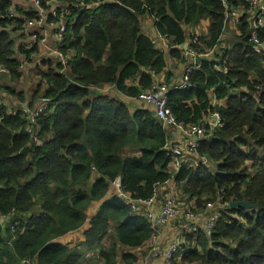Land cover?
Instances as JSON below:
<instances>
[{"label": "trees", "instance_id": "1", "mask_svg": "<svg viewBox=\"0 0 264 264\" xmlns=\"http://www.w3.org/2000/svg\"><path fill=\"white\" fill-rule=\"evenodd\" d=\"M48 1L67 3L69 8L61 46L68 65L62 74L61 64L44 58L46 69L39 72L28 100L26 90L8 82L23 81L15 47L24 34L25 19L20 16L24 12L19 8L13 12L14 0H0V66L8 70L0 83V214L9 217L0 223V264H20L24 258H36L40 264H84V253L57 242L82 228V246L87 251L101 248L96 253L104 264H119L122 248V262L136 264L137 255L125 247L147 245L157 235L156 225L146 216L131 214L117 196L92 217L88 212L93 203L106 198L117 177L134 199L146 200L172 180L181 185L180 202L188 210L201 209L220 196L227 203L211 232L203 227L193 232L189 223L186 249L177 253L174 264H264V51L250 40L251 15L238 20L236 42L223 49L219 62L206 61L192 71L193 87L167 93L181 124H200L214 110L221 115L223 126L209 127L198 150L209 165L184 164L172 173L168 168L172 157L165 149L168 134L155 113L143 107L131 111L119 99L95 91L115 85L122 94L138 98L163 72V53L141 34L139 15L154 16L159 32L176 45L186 42L184 25L209 20V34L192 41L193 49L203 53L221 45L227 15L240 3L250 9L249 2L116 0L78 11L75 3L94 0H41L42 6L47 8ZM9 13L14 17H4ZM260 38L264 42V29ZM18 49L28 61L37 52L26 43ZM176 55H181L178 50ZM212 88L226 105H210ZM8 95L31 101L30 108L48 98V109L32 125L37 138L26 131L30 124L21 111L8 112L2 97ZM125 148L138 155L122 156ZM94 173L97 178L90 184ZM237 201L250 207L231 208L230 203ZM107 237L111 245L102 249Z\"/></svg>", "mask_w": 264, "mask_h": 264}, {"label": "crops", "instance_id": "2", "mask_svg": "<svg viewBox=\"0 0 264 264\" xmlns=\"http://www.w3.org/2000/svg\"><path fill=\"white\" fill-rule=\"evenodd\" d=\"M107 2H118V1L116 0H94L88 4L82 1V2L75 3L74 7L76 10L81 11L87 8H97L101 4L107 3ZM66 5L67 3L60 2V1H56V3L52 2L48 4L46 11L43 14H41L36 8L33 0H29V1L14 0L13 12L16 8H19L20 11L24 12L20 14V16L25 19L24 23H27L30 26L29 29L27 28V30L23 32L24 34H22V36L18 37V41L16 42V47H15V50H16L15 58L20 62L21 69L23 71V78L25 77L28 80L29 84L30 82L34 80L33 78L30 79L29 77L33 73L35 74L37 72V69H38V74H39L41 69L45 67L44 65H42L44 58H46L48 61L49 59L54 60L52 62H54L56 65L61 64L63 66V69H61L60 72L62 74L65 73L68 63L66 65L62 63V58L60 54L62 53L66 60H68V57L64 55V53L61 51V48L63 47V43L60 42V39L58 38V35H57V24L60 23L61 17L57 20V17H54V10H56L58 13V11H60L63 8L62 14L64 13L65 15L62 21H64L66 17V13H69L68 12L69 8L65 7ZM33 11L36 13L35 16L32 18H26V14H31ZM246 13L251 15L250 22H254V16H253V12L251 11V9L246 8L245 4L240 3L238 7L233 9L232 13L227 15V21L225 24L226 26L224 27L225 31L222 37L221 45L218 44L219 46L214 47L210 50H206L203 53H199L198 51L194 50L192 47V44L194 43V41L197 40V37L207 36L209 34V31H210V21L209 20H202L197 25H184L183 29L186 33V42L181 45H176L173 43V40L169 36L163 35L159 32V30L156 27V19L154 16L149 15V14L139 15L138 20H139L141 34L150 38L153 44L155 45V47L158 50H160L164 56L165 68L161 74L155 75L154 84L166 86L168 91L170 89H178L180 86H182L183 81H184V75L186 74L189 68L196 67L195 70L197 71L200 69V66L206 61H214V60L218 61V57H221V55L223 54V51H224L223 49L231 47V45L236 42L234 37L236 35H239L237 22L241 17H244ZM69 20L73 21L74 18L69 19ZM38 22H41L40 25H42V27L38 24ZM33 33H37L38 41L32 44L31 36ZM43 38H46L45 44L41 42ZM21 43H26L27 47L29 48L37 47V52L35 53L36 55H33L31 59V61L35 63L34 65L27 66V63L31 61H28L23 55V52L18 49L19 44ZM190 49H193L195 51L196 53L195 57L187 54V52ZM177 50L181 54L180 56L176 55ZM41 52L44 53L45 57H42L40 59L37 56L40 55ZM198 57H203L206 60L198 61L197 60ZM216 68L220 69L219 66H216ZM0 69H5V71H0V83L2 84L3 78L8 77V75H6L8 74V70H6V68L2 66H0ZM8 82L10 83L11 81H9L8 79ZM24 90H26L27 92V99L28 100L31 99L30 89L28 87H25ZM34 91L35 89L32 90L31 92H34ZM95 91L96 93L109 94L115 97L116 99H119L120 101L126 103L131 111H135L143 107V108H148L152 112H154L153 106L146 104L139 98L130 97V96H126L122 94L121 91H119L115 85H104L100 87H95ZM209 96H210V103H211L210 105L212 107L216 108V106H219V105H226L225 104L226 100H219L215 96V88H212L209 91ZM2 97L5 98V105L8 106V112L13 113V115L16 111L20 109H24L25 107H28L29 103L31 102L28 100L27 102L19 101L16 97L11 96V95H8L7 97H4V96ZM39 104H40V101L34 102V105H39ZM215 112L216 110L208 113V116H206L205 121L211 123L213 120L212 114ZM209 127L215 128L213 126H208V128ZM164 128L166 129V132L168 134V140H167L166 146H169V145L174 146V145L179 144L182 141L184 134H183V131L178 126H167L166 125L164 126ZM136 155H138L137 151H133L131 148H125L122 152V156L124 157L136 156ZM199 159H200L199 157L197 158L194 156L193 160L190 161V164L193 165V167L196 166ZM209 164H210V160H209ZM96 178H97V175L94 173L90 180V184H93ZM116 192H117V188L115 187L114 182H113V186L109 194L106 196V198L102 201H96L90 207L88 211L90 214V217H92L107 200H109L113 196H116ZM155 196H156V203L153 205L152 209L156 213L159 212V210L161 209L163 204L168 200V198L170 197L175 198L179 206L178 218L174 221L167 223L165 227H162L163 231L157 233L154 239L148 242L147 245H145L144 247L135 248V249L125 247L126 252H130V253L137 255L138 264H144L145 261H146V264H165L164 256L162 254L163 250L169 249L172 246V244H174L175 242H178V241L185 242L184 233L188 230L189 223H191L188 219L185 218V213L187 212L188 209L185 208L183 202H180L181 185H178V183L172 180L168 181L167 183H163L156 188ZM180 210L182 211L181 214H180ZM173 222H177L178 227L169 228L168 225H171ZM67 237L69 239L74 238L75 241L76 239H78L81 242L76 243L74 245L72 244V242L67 241L65 239ZM107 238H110V237H107ZM83 241H84V229L83 228L80 230H77L76 232H71L68 235L57 240V242L68 245L72 251L84 253L85 254V260L83 261L84 264H104V260L99 256V254L96 253V252H99L101 248H99L98 251H90V250L87 251L86 248L82 246ZM110 245H111V239H110V244L105 248H108ZM103 246L104 245L102 244V247ZM123 251H124L123 248L119 250V255H118L119 264L124 263L122 262L121 256H120ZM88 252L93 254V257H90L87 259Z\"/></svg>", "mask_w": 264, "mask_h": 264}, {"label": "built area", "instance_id": "3", "mask_svg": "<svg viewBox=\"0 0 264 264\" xmlns=\"http://www.w3.org/2000/svg\"><path fill=\"white\" fill-rule=\"evenodd\" d=\"M227 2L228 0H223ZM249 2L250 9L254 12V29L251 33L250 40L257 50L264 51V42L261 41L260 33L264 29V0H241ZM38 11L43 14L46 11V8L42 6L41 0H33ZM48 4L51 2L48 1ZM256 9L258 13L256 14ZM64 13L60 16L61 21L57 24V35L60 39V42H64L66 36V24L62 19L64 18ZM14 17V13H9L4 17ZM58 13L54 10V17H57ZM40 25L41 22H38ZM55 24V23H54ZM42 27V25H40ZM29 29V24L25 23L24 31ZM32 44L38 41L37 33H33L31 36ZM43 44L46 43V38L41 40ZM188 55L195 57V51L190 49L187 52ZM62 58V63L66 65L68 60L65 59L63 54H60ZM196 67H191L187 70L184 75V81L180 88H191L194 86V83L191 82V73ZM0 71H5V69H0ZM168 89L166 86L153 84L148 90L142 92L139 95V99L145 102L148 105L154 107V113L158 121L164 126H178L183 131L182 141L177 145L166 146L167 153L172 157L171 162L168 165V168L172 173L178 172L184 164H190V161L193 160V157H199L198 163H203L208 165L209 160L206 157H200L198 150L202 141L205 139L208 126H213L215 128H221L223 126L222 117L218 112L212 114V122H207L203 120L200 124H188L184 125L177 121L174 116L172 109L168 103ZM48 98H43L39 105L35 107H25L20 109L25 117L29 120L30 126L27 127L26 131L31 134L34 138H37V133L34 132L32 125L36 120L41 116V114L48 109ZM17 111L14 113L16 114ZM193 166V165H191ZM114 185L117 188L116 196L124 200L125 204L130 207L131 214H141L150 219L155 225L158 224H167L171 221H174L178 218L179 206L175 198H168V200L163 204L159 212H154L152 209L153 205L156 203L155 193L152 197L148 199H134L126 191L123 190L121 186V178L117 177L114 181ZM227 203L223 202V198L220 196L216 202H209L201 209L196 211L187 210L185 213V218L191 222V230L193 232L198 231L201 227L207 232H211L216 221L221 217L222 212L226 209ZM9 220V217L6 215L0 214V223L3 225ZM18 222L11 225V229L15 230L18 226ZM186 249L185 243L178 241L172 244V246L163 250L162 254L164 256L165 264H174L175 256L177 253H183ZM20 264H40L36 258H24L21 260Z\"/></svg>", "mask_w": 264, "mask_h": 264}, {"label": "rangeland", "instance_id": "4", "mask_svg": "<svg viewBox=\"0 0 264 264\" xmlns=\"http://www.w3.org/2000/svg\"><path fill=\"white\" fill-rule=\"evenodd\" d=\"M37 57H39L40 59L42 58V57H45V55H44V53L43 52H41L40 53V55H38ZM49 61L51 62V61H54V60H51V59H49ZM35 63L33 62V61H31V62H28L27 63V66H31V65H34ZM44 68V70L46 69V67H43ZM38 77H39V75H38V69H37V72L34 74H32L29 78L30 79H34L32 82H30V84H29V82H28V80L24 77L23 78V81H17V82H14V81H11L9 84L11 85H13V86H15L16 88H17V90H24L25 89V87H28L29 89H30V91H32V90H34L35 89V86L37 85V80H38ZM37 102V101H36ZM129 153V152H128ZM251 165V162H249L248 163V166H250ZM181 210H180V214H181ZM165 225H167V224H158V225H156V228H157V233H159V232H161V231H163V228L162 227H165ZM168 227L169 228H171V227H178V223L177 222H173L171 225H168ZM161 229V230H160ZM168 231H169V229H168ZM167 232V231H166ZM67 241H70V242H72V244H76V243H80L81 241H79L78 239H76V241L74 240V238H71V239H69L68 237L67 238H65ZM110 244V238H105L104 239V241H103V248L102 249H107V248H105V247H107L108 245ZM90 257H93V254H91L90 252H88V255H87V259L88 258H90ZM122 264H124V263H122ZM136 264H138V262L136 263ZM144 264H146V261L144 262Z\"/></svg>", "mask_w": 264, "mask_h": 264}, {"label": "water", "instance_id": "5", "mask_svg": "<svg viewBox=\"0 0 264 264\" xmlns=\"http://www.w3.org/2000/svg\"><path fill=\"white\" fill-rule=\"evenodd\" d=\"M197 60L198 61H205L206 59L203 58V57H198ZM238 206H243L245 208H249L250 207V205L247 204L245 201H237V202H231L230 203V207L231 208H235V207H238Z\"/></svg>", "mask_w": 264, "mask_h": 264}]
</instances>
